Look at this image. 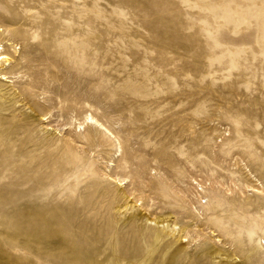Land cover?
Returning a JSON list of instances; mask_svg holds the SVG:
<instances>
[{
	"label": "rangeland",
	"instance_id": "374dc122",
	"mask_svg": "<svg viewBox=\"0 0 264 264\" xmlns=\"http://www.w3.org/2000/svg\"><path fill=\"white\" fill-rule=\"evenodd\" d=\"M0 45V264H264V0H0Z\"/></svg>",
	"mask_w": 264,
	"mask_h": 264
},
{
	"label": "bare ground",
	"instance_id": "6f19581e",
	"mask_svg": "<svg viewBox=\"0 0 264 264\" xmlns=\"http://www.w3.org/2000/svg\"><path fill=\"white\" fill-rule=\"evenodd\" d=\"M11 61L10 56L7 53L3 52V47L0 45V76L4 77L6 72L2 71L4 65H8Z\"/></svg>",
	"mask_w": 264,
	"mask_h": 264
},
{
	"label": "built area",
	"instance_id": "2783aa9c",
	"mask_svg": "<svg viewBox=\"0 0 264 264\" xmlns=\"http://www.w3.org/2000/svg\"><path fill=\"white\" fill-rule=\"evenodd\" d=\"M195 185H196V187H197V190H201L202 185H201L200 183L197 182ZM200 185H201V187H200ZM200 201L202 202L203 199L200 198Z\"/></svg>",
	"mask_w": 264,
	"mask_h": 264
}]
</instances>
